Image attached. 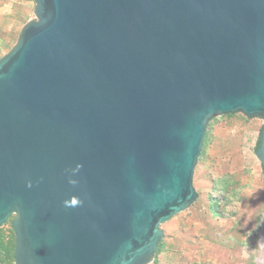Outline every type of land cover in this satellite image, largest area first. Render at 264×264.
Returning <instances> with one entry per match:
<instances>
[{"label":"water","instance_id":"water-1","mask_svg":"<svg viewBox=\"0 0 264 264\" xmlns=\"http://www.w3.org/2000/svg\"><path fill=\"white\" fill-rule=\"evenodd\" d=\"M33 1L0 58L14 264H150L207 124L264 119V0Z\"/></svg>","mask_w":264,"mask_h":264},{"label":"rangeland","instance_id":"rangeland-1","mask_svg":"<svg viewBox=\"0 0 264 264\" xmlns=\"http://www.w3.org/2000/svg\"><path fill=\"white\" fill-rule=\"evenodd\" d=\"M33 0H0V58L34 18ZM261 117L230 114L206 127L192 185L198 198L161 225L150 264H264V171L255 149ZM14 216L0 227V264H14Z\"/></svg>","mask_w":264,"mask_h":264},{"label":"bare ground","instance_id":"bare-ground-1","mask_svg":"<svg viewBox=\"0 0 264 264\" xmlns=\"http://www.w3.org/2000/svg\"><path fill=\"white\" fill-rule=\"evenodd\" d=\"M262 248H263V252H264V233L262 234ZM262 261H259V264H261Z\"/></svg>","mask_w":264,"mask_h":264},{"label":"trees","instance_id":"trees-1","mask_svg":"<svg viewBox=\"0 0 264 264\" xmlns=\"http://www.w3.org/2000/svg\"><path fill=\"white\" fill-rule=\"evenodd\" d=\"M259 142H260V140H259ZM259 142H258V146H259ZM263 171H264V169H263Z\"/></svg>","mask_w":264,"mask_h":264}]
</instances>
